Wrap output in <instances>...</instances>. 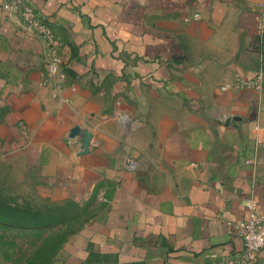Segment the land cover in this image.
I'll list each match as a JSON object with an SVG mask.
<instances>
[{
	"label": "crops",
	"instance_id": "obj_1",
	"mask_svg": "<svg viewBox=\"0 0 264 264\" xmlns=\"http://www.w3.org/2000/svg\"><path fill=\"white\" fill-rule=\"evenodd\" d=\"M28 1L62 41L68 101L0 0V165L24 194L101 202L55 264L238 255L245 200L264 212V0ZM260 68L259 90L221 89Z\"/></svg>",
	"mask_w": 264,
	"mask_h": 264
},
{
	"label": "built area",
	"instance_id": "obj_2",
	"mask_svg": "<svg viewBox=\"0 0 264 264\" xmlns=\"http://www.w3.org/2000/svg\"><path fill=\"white\" fill-rule=\"evenodd\" d=\"M2 8L6 16H16L19 27L30 35L38 38L43 44V86L52 85L51 95L58 97L62 103L68 99L63 96L62 81L64 74L61 71L63 57L61 55L62 41L54 34L43 15L28 0H3ZM258 17L256 36L259 43L264 37V6ZM261 45V44H260ZM262 68L254 73L252 79H246L241 74H235L234 79L221 86L222 90L233 88H261ZM121 120L124 116L119 117ZM248 218L235 222L233 227L241 239L242 246L233 258L225 260L222 264H256L259 251L264 247V212L257 209V201L253 195L245 200Z\"/></svg>",
	"mask_w": 264,
	"mask_h": 264
},
{
	"label": "rangeland",
	"instance_id": "obj_3",
	"mask_svg": "<svg viewBox=\"0 0 264 264\" xmlns=\"http://www.w3.org/2000/svg\"><path fill=\"white\" fill-rule=\"evenodd\" d=\"M10 182V166L0 165V197L6 202H15L20 205H27L33 209L43 212H52L62 218L61 223L51 227L55 232L52 241L46 247L47 256L50 255L55 242L71 231L85 225L98 213L101 202L96 198L82 200H53L31 193L24 194L26 190L12 186ZM49 230L24 232L16 231L8 226L0 225V264H20L40 241V238L47 235ZM57 253V252H56ZM55 256V255H54ZM54 256L50 264H55ZM57 264H65L59 259Z\"/></svg>",
	"mask_w": 264,
	"mask_h": 264
},
{
	"label": "trees",
	"instance_id": "obj_4",
	"mask_svg": "<svg viewBox=\"0 0 264 264\" xmlns=\"http://www.w3.org/2000/svg\"><path fill=\"white\" fill-rule=\"evenodd\" d=\"M259 45H256V47H259ZM63 221L55 213L43 212L38 209H33L30 206L20 205L11 201L8 203L0 197V225L24 232L40 231L42 233V230H49L47 235L40 238L33 252L20 264H50L51 258L56 254L67 237L78 230H73L68 235L65 234L58 242H55V246L50 252V255L47 256L46 247L55 236V232H51V227Z\"/></svg>",
	"mask_w": 264,
	"mask_h": 264
}]
</instances>
